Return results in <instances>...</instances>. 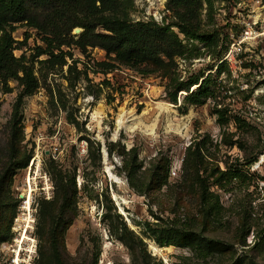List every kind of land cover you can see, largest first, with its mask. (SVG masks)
Returning <instances> with one entry per match:
<instances>
[{"label":"rangeland","instance_id":"rangeland-1","mask_svg":"<svg viewBox=\"0 0 264 264\" xmlns=\"http://www.w3.org/2000/svg\"><path fill=\"white\" fill-rule=\"evenodd\" d=\"M214 5L205 25L219 33L214 54L176 58L180 80L212 73L214 96L201 104L184 100V89L171 101L169 78L160 72L116 63L104 69L100 63L111 60L99 46L66 47L72 57L62 68L42 62L46 55L35 49L41 35L14 23L13 53L24 55L38 86L24 93L15 79L9 88L0 82V264L18 242L35 248L29 264H56L53 222L63 229L65 264H264V0ZM172 6L173 0H132L129 15L169 22ZM195 137L206 153L201 182L182 168ZM227 167L242 173L224 191L217 170ZM209 192L223 207L217 220L202 201ZM200 237L209 241L192 250Z\"/></svg>","mask_w":264,"mask_h":264},{"label":"trees","instance_id":"trees-1","mask_svg":"<svg viewBox=\"0 0 264 264\" xmlns=\"http://www.w3.org/2000/svg\"><path fill=\"white\" fill-rule=\"evenodd\" d=\"M215 1L217 0H173L171 7L173 19L169 22L164 20L158 22L154 19H132L129 15L132 0H0V82L9 88L8 80L15 79L23 84L24 93L31 92L38 86L33 69L24 55L16 56L13 53L17 48L12 37L14 23L24 22L41 35L43 45H36L35 49L36 56L46 55L41 59L42 62L62 68L67 63L66 56L72 57L66 47L74 45L84 49L87 46H99L106 51L111 60L100 63L104 69H109L116 63L126 65L142 74L160 72L169 78L166 95L171 101H176L178 91L184 89L186 91L184 100L201 104L214 96L215 81L212 73L208 72L199 76L200 78L194 76L186 81L180 80L175 75L176 58L190 59L203 53L214 54L220 39L219 33L205 25H208L214 16ZM178 7L183 10H179ZM203 13L206 17L204 21L201 18ZM74 27H80L81 30L73 34ZM179 34H182L183 38ZM198 43H202L203 49L197 46ZM223 64L224 60L219 62L215 71L220 72ZM194 85L195 88H192ZM215 112L218 114L217 122L222 123V113L218 108ZM201 147L195 137L186 146L182 158L183 170H190L193 177L200 182L204 180L199 174L200 170H207L204 161L206 153ZM26 163L27 160L24 165ZM217 172V178L221 180L217 186L224 191L228 189L226 185L239 180L242 173L232 167L218 169ZM126 175L131 182L132 172L127 169ZM137 192L141 193L143 190L137 189ZM202 201L208 214L217 220L223 209L218 194L215 192L203 194ZM64 204L65 202L58 204L59 217L63 215ZM146 223L148 229L155 232L154 228H150L149 222ZM249 230L250 226L243 235L242 244L246 245L245 237ZM163 231L167 233V230ZM62 232L63 229L58 231L53 222L50 227V249L56 264H65L60 243ZM253 236L259 238L260 232L255 230ZM155 240L160 245L171 244L165 237L163 239L156 237ZM205 241L209 239L202 237L194 239V243L190 245L191 249L202 250Z\"/></svg>","mask_w":264,"mask_h":264},{"label":"built area","instance_id":"built-area-1","mask_svg":"<svg viewBox=\"0 0 264 264\" xmlns=\"http://www.w3.org/2000/svg\"><path fill=\"white\" fill-rule=\"evenodd\" d=\"M256 3H261L262 0H253ZM250 27L244 30V34L246 36L250 35ZM262 35H264V30H262ZM241 41H239V44ZM26 200V199H25ZM25 229H23V232ZM17 240V239H16ZM29 248H22L21 243H17L16 248H12L10 254L5 259L4 264H29L30 259L32 258V254L35 252V248L33 251Z\"/></svg>","mask_w":264,"mask_h":264},{"label":"bare ground","instance_id":"bare-ground-1","mask_svg":"<svg viewBox=\"0 0 264 264\" xmlns=\"http://www.w3.org/2000/svg\"><path fill=\"white\" fill-rule=\"evenodd\" d=\"M132 126H133L132 124L127 125L128 128H131ZM134 127H135V126H134ZM29 191H30V190H29ZM29 191H28V195H27V197H26V200H27V201L25 200L26 203L24 202V206H25L26 208H29V206H30V205H29V203H30V201H29V200H30V192H29ZM28 223H29V222H28ZM28 223L25 225V226H26V227H25V231H26V228L29 226ZM25 231L23 232V234H24V235H22L23 237H27L26 234H25ZM17 240H18V241H19V240H22V237H21V239H17Z\"/></svg>","mask_w":264,"mask_h":264},{"label":"water","instance_id":"water-1","mask_svg":"<svg viewBox=\"0 0 264 264\" xmlns=\"http://www.w3.org/2000/svg\"><path fill=\"white\" fill-rule=\"evenodd\" d=\"M75 30H77V31H80V30H81V28H80V27H76V28H75Z\"/></svg>","mask_w":264,"mask_h":264}]
</instances>
